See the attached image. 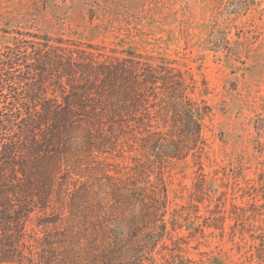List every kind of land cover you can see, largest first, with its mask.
Segmentation results:
<instances>
[{"label": "rangeland", "instance_id": "rangeland-1", "mask_svg": "<svg viewBox=\"0 0 264 264\" xmlns=\"http://www.w3.org/2000/svg\"><path fill=\"white\" fill-rule=\"evenodd\" d=\"M21 39L100 61L133 54L181 73L188 96L211 110L197 156L134 179L145 186L162 176L167 188L170 249L160 244L156 257L166 264L180 247L186 264H264V0H0V51ZM56 70L47 76L49 97L61 82ZM96 140L104 153L82 144L59 157L72 163L73 175L60 179L67 190L56 185L50 208L31 214L30 243L54 231L56 215L86 195L83 182L126 178L136 158L146 161L120 136Z\"/></svg>", "mask_w": 264, "mask_h": 264}, {"label": "trees", "instance_id": "trees-1", "mask_svg": "<svg viewBox=\"0 0 264 264\" xmlns=\"http://www.w3.org/2000/svg\"><path fill=\"white\" fill-rule=\"evenodd\" d=\"M50 68L61 80L53 97L46 86ZM189 88L174 68L133 54L100 61L23 39L0 51V264H162L158 246L170 249L167 188L159 173L157 183L146 179L145 186L136 175L198 155L211 109L194 102ZM115 135L131 151L139 147L146 161L136 158L126 178L83 182L78 188L86 195H76L68 213L63 209L60 221L50 222L55 230L30 243L31 214L50 208L56 185L67 190L60 179L73 175L61 154L79 152L82 144L104 153L100 138ZM28 151L41 155L30 159ZM178 248L166 264H186Z\"/></svg>", "mask_w": 264, "mask_h": 264}]
</instances>
